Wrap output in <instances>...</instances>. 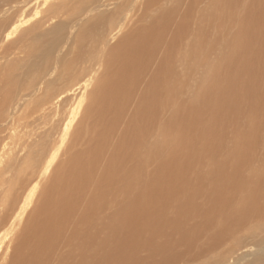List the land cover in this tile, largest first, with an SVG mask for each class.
I'll return each instance as SVG.
<instances>
[{
	"label": "bare ground",
	"instance_id": "1",
	"mask_svg": "<svg viewBox=\"0 0 264 264\" xmlns=\"http://www.w3.org/2000/svg\"><path fill=\"white\" fill-rule=\"evenodd\" d=\"M31 1L15 5L19 8L14 13L6 9L0 13V133L24 104L19 91L39 84L37 78L44 70L36 59V34L30 43L23 40L36 27L46 26L52 16L36 20L40 11L29 10ZM241 1L144 0L140 7L139 0H118L113 9L109 4L86 6L82 2L66 28L65 22L48 25L49 34L56 36L66 29L71 39L89 24L88 19L117 21L118 30L114 27L109 34L113 38L134 22L103 62L104 72L89 90L91 104L72 138L70 131L89 91L83 92L65 120L56 150L44 166L47 174L55 164L53 176L31 211L26 214L22 208V217L26 215L22 244L19 252L14 248L11 264H167L180 256L179 248L205 250L227 244L252 219H259L260 224L251 226V231L264 228V165L260 164L264 159L257 160L253 153L260 139L264 140L257 131L264 96V0H247L245 10L235 17L238 29L231 33L227 28L233 25L234 8L244 4ZM73 4L61 2L59 9ZM3 6L0 3V11ZM54 10L49 8L46 14ZM114 14L118 19L113 20ZM93 31L88 28L81 38L88 41L92 36H84ZM94 35L96 44L104 43V29ZM215 41L220 47L225 43L223 49L218 48L222 49L218 62L209 61L218 52ZM200 66L206 70L201 82ZM100 67L84 81L85 86ZM63 94L56 96L58 100ZM47 97L30 109V117L43 116L47 109L42 106L51 101ZM245 115L252 121L246 132L239 126V117ZM228 128L235 144L224 149ZM30 146L23 161L36 174L41 158L37 162ZM4 147H0V159ZM62 151L66 157L56 164ZM223 151L227 157L219 160ZM204 159L211 164L205 171L200 170ZM192 166H199L201 173H194ZM82 202L84 218L74 219ZM6 203L12 204L9 197ZM168 226L176 230L170 239ZM68 229L64 236L81 248L77 259L72 250L61 256L58 249L60 236ZM146 230L151 233L134 238V233ZM104 231L110 241L97 242L96 234ZM200 238H205L202 245L197 244ZM23 247L24 255L20 254ZM141 250L148 252L146 258L139 256ZM260 251L264 244L249 246L241 255L235 251L232 255L238 257L228 264H242L250 256L255 257L245 264H264V254L255 255ZM218 259L226 263V258Z\"/></svg>",
	"mask_w": 264,
	"mask_h": 264
},
{
	"label": "rangeland",
	"instance_id": "2",
	"mask_svg": "<svg viewBox=\"0 0 264 264\" xmlns=\"http://www.w3.org/2000/svg\"><path fill=\"white\" fill-rule=\"evenodd\" d=\"M22 1L23 0H11V1L10 0H0V3L4 4L0 13H2V11L5 9L9 10V12L13 10L11 13H14V11L17 8H19V7H15V5L21 4ZM68 1L76 2V4L68 6L67 10H64L65 8L60 10L59 8H60L61 2L67 3ZM117 1L118 0H32L30 2L31 6L29 10L33 9L32 13L34 12V8H36V12L37 10L40 11L38 16H36V20L41 19L44 16H48L49 18L51 16L52 17L46 26L36 27V30L30 33V37L24 38L23 40V41H26L27 43H30L31 41H28V40L34 34H36V59L37 61L41 63V65H43L44 70L41 73V75L37 78V80L39 81V84L36 83L37 85L35 87L26 86L22 90L19 91L18 95L21 94L19 99L24 100V104L20 112L15 116L12 123L10 124L9 122H7L6 130L0 133V147L5 146L4 151L2 152L4 153V155L0 159V237H2L0 241L3 242L2 244L3 247L0 249V264H11L13 260L12 258L15 254L14 248H16V250H18L19 252L20 245L22 244L21 229L26 219V215H24L23 217L21 215L22 208L24 207V210H25L23 211V213L25 212L27 214L29 211H31L32 207L35 204V201L38 200V197L44 185L53 176L52 175L53 167L55 164L53 165L52 170L50 169V171L47 174H44V166L46 164V160H48L49 156L52 153H54V151L56 150L57 146H55V144L62 135V128H63L65 120H68V118H70L71 110L78 103V100L80 99V97L83 96V92L85 90H87V92L89 90L91 91V88L94 86L95 82L99 78L98 76H100V74L104 72L105 66H102L103 62L110 55L112 48L121 40V38L128 32V30L131 29L134 22H132V24L130 23L126 25L122 29V31L113 38L112 37L110 38L109 34L114 27L115 29L118 30V26L116 24L117 21H112L111 23H106V22L99 23V22H96L95 20L88 19L87 23L89 24L86 25L87 27L83 26L81 30H77L75 32L74 37L71 39L67 38L68 32L65 33L66 29L61 31L56 36L54 34H49L48 25L56 24L57 22H62V23L65 22L64 28H66V25L68 24V22L71 21L72 13L76 11L78 4L82 2L83 3L86 2L87 3L86 6H92L95 3H97V5L99 4L108 5L109 4L111 5L110 8L113 9V6ZM139 1L142 2L140 4V7H141L144 4L143 3L144 0L142 1L139 0ZM241 2H243L244 4L240 6L238 5V7L234 8V12H233L234 15L231 13L234 16V19L231 20L230 25L232 24L233 25L231 26V29L227 28V31H230L231 33H235V31L238 29V26H239L238 23L236 22L235 17L236 16L238 17L240 13L245 10V5L248 3L247 0L246 1L243 0ZM49 8L55 9L53 12L55 13V15H52L53 13L51 15L46 14L47 9ZM57 9L59 12L56 13ZM196 9H198V7H196ZM139 10H138V13H139ZM110 11L111 10H105L106 13H109ZM8 15L5 16L4 19H7ZM116 19H118L117 15L114 14L113 20H116ZM104 23L105 25L103 26L102 24ZM0 25H2V23ZM90 27H92L94 31L84 36V37L92 36L87 41L81 38V36ZM102 29H104L106 32L105 41L104 43L96 44L97 41H95V38H93V36H96L94 34L97 32L100 35ZM216 35L217 33L216 34L214 33V37ZM87 42L88 44L86 45ZM83 43L85 45H82ZM42 46H43V50L40 49ZM224 46H225V43L221 45L220 47L219 42L216 43L215 41V47H217V51L219 47L223 49ZM60 48L63 49L62 53L60 57L59 56L56 57L57 56L56 53L58 52ZM222 49H220L217 52V55L210 54L211 57L209 58V61L218 62L220 60L219 59L220 54L218 53H220ZM48 51H50L51 53H47ZM77 55H78V59L76 60ZM72 60L73 62L72 64H70ZM36 65H37V62H36ZM98 66H101L98 71V74H96L93 77L92 81L89 83L88 86H85L84 81L87 78H89L90 75H92L91 73L93 72V70H96ZM200 68L201 70L199 72V81L201 82L204 78L203 77L204 71L206 70H203V66H200ZM36 71H38L37 68H36ZM36 75H37V72H36ZM40 84L42 85L41 86L42 89L38 90L35 94H33V91ZM68 90H71L72 92H69L67 94L66 91ZM90 91H89V94L85 93L84 95L80 113L78 117L76 118L74 125L70 131L71 138H72V135L74 136L76 134L77 129L80 125V122L83 120L85 112L91 104V99L89 101ZM62 92H64V94L62 95L64 97L58 100L56 96ZM263 92H264V89H263ZM42 97H47V99L51 101L45 106L44 105L42 106L47 109L42 114L43 116L39 119L37 118V116L40 113H36L34 116L36 117V119L33 120L32 118L34 117H30L28 113L30 109L33 106H35L37 104V101ZM12 104L13 103H11L10 105ZM260 111L261 112L259 113V115L257 113L258 115L257 119L261 121V126H260V129L257 131H258V134L259 135L261 134L260 136L264 139V96H263V108ZM239 118H240L239 126L241 130L244 132H246V130L249 131L250 130L249 126H250V123L252 122L250 121L251 119L247 117L246 115L241 116ZM230 128H228L229 131L228 129L226 130V133L229 137L226 142L224 141V143H226L224 144V146L226 145L224 149L229 148L230 146H231L230 148H233L235 144V138L233 136L234 134L232 133L233 131ZM71 138L69 137V140L66 146L70 143ZM1 139H3L2 142H1ZM184 139H187V137ZM232 140L234 141L233 144H232ZM228 142H229V145H228ZM259 143L260 144L258 143L256 144V147H254L255 149L253 151L254 157L257 156L258 158L257 160L261 158L264 159V148H263L264 140L262 141L260 139ZM30 144H31L30 147L32 151L35 152L37 155V162H39L40 161L39 158H41V162L38 166V170L36 171V174L32 173L31 169H27V165L25 166L24 161H23L28 156L25 154L28 151H30L29 150ZM226 151H223L222 153L219 154L218 156L219 160L225 159L227 157L225 154ZM65 157L66 155L63 154V151L59 152L55 160V163L57 164L60 160L65 159ZM204 160H206V163L204 161L205 165L200 166V170L205 171L208 169L209 165L211 164L208 159H204ZM8 163L11 167L7 166ZM260 164L264 165V161H260ZM114 167L115 165L113 166V168ZM198 170H199V166H196V167L192 166V171L194 173L195 172L196 174L201 173V172H198ZM115 171L116 169H113L112 171L113 174L115 173ZM196 174H193V175L196 176ZM119 175H120V172L118 173L116 177H118ZM34 177L35 179L32 180ZM34 183H36V188H33ZM28 195L29 197L30 196L32 197H31V200L26 201V198ZM8 197L12 201V204L10 206L6 203ZM84 207H85V204H83L82 202L80 209L75 211L72 217H74V219H77V218L80 219L81 217L84 218V216L82 215V210L84 209ZM20 215L22 217V220L19 223L17 219L20 218ZM110 216L112 215H110L109 213L108 217ZM15 218H16V222H14ZM259 224H260L259 219H252V221H250V223L247 226L237 229L238 231L237 234L234 232L235 237H233V240L229 238L231 241H227V244L226 243L221 244L214 248L206 247L205 250L200 249V247H197V248L195 247L192 249H186V248L180 249L179 248L178 250L179 252H181L180 256L179 257L174 256L173 259L167 264H220L218 262L219 257H221V261H223L224 258H226L225 264H228L231 259L238 257L237 256L238 254L236 255V253H235V256L232 255L235 251H237V253L240 251L239 255H241V253L242 254L246 253L247 247L249 246H252V245L257 246L259 244L261 245L264 244V228L260 230L259 229H256L253 231L250 230L251 226L252 228H254ZM151 226L152 224L150 225V227ZM157 226L158 225H156L155 227ZM90 227H93V226H90ZM162 227L164 226L159 225V228H162ZM174 227L175 226H168V228H170L168 231L169 235L167 234L168 232L166 233L165 231H163L166 233V236H168V239H170L171 235L176 232L175 229H172ZM246 227H249V230ZM138 228H142V227L138 226ZM89 230L90 228H86V231H89ZM68 232H69V229L61 234L60 238L62 237V241L58 249L62 252L60 253L61 256L64 253H68L70 250H72V257L77 259L81 255L79 251L81 250V248H76L74 245H71L69 241L71 239H67L64 236L68 234ZM161 232L162 231H160V233ZM150 233L151 232L148 230L144 232L141 231L140 233H134V238L139 240V239H142L143 235L150 234ZM60 238L58 239V241L60 240ZM106 238L108 239V241H110L109 240L110 237L108 233L105 231L99 232L95 236V240L97 242L104 241L106 240ZM261 238H262V241H261ZM204 239L205 238H200V240L197 241V244L198 245L204 244V241H205ZM130 240H132V237ZM24 251L25 250L23 247L20 251V254L24 255L23 254ZM259 254L263 255L264 251H260V253H257L255 255L259 256ZM139 256L146 258L148 256V252H146V250L145 251L141 250ZM66 257H69V256H66ZM254 257L250 256L249 258L244 259L242 261V264L249 262ZM40 258L41 257L39 256L37 259H40Z\"/></svg>",
	"mask_w": 264,
	"mask_h": 264
}]
</instances>
